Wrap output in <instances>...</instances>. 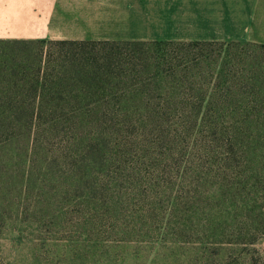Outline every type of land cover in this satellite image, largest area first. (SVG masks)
Instances as JSON below:
<instances>
[{"label": "rangeland", "instance_id": "374dc122", "mask_svg": "<svg viewBox=\"0 0 264 264\" xmlns=\"http://www.w3.org/2000/svg\"><path fill=\"white\" fill-rule=\"evenodd\" d=\"M46 41L0 40V264H264V84L240 81L264 50L232 48L227 101L182 69L177 89L40 117L24 90Z\"/></svg>", "mask_w": 264, "mask_h": 264}, {"label": "crops", "instance_id": "0c3cea01", "mask_svg": "<svg viewBox=\"0 0 264 264\" xmlns=\"http://www.w3.org/2000/svg\"><path fill=\"white\" fill-rule=\"evenodd\" d=\"M0 40L264 45V0H0Z\"/></svg>", "mask_w": 264, "mask_h": 264}, {"label": "trees", "instance_id": "16d2710c", "mask_svg": "<svg viewBox=\"0 0 264 264\" xmlns=\"http://www.w3.org/2000/svg\"><path fill=\"white\" fill-rule=\"evenodd\" d=\"M34 41L44 45L48 43L46 40ZM55 43L59 49L54 55L46 53L45 57L41 54V59L37 57L39 67L35 76L29 78L30 81L35 82L34 88L24 90L31 94L33 101L40 102V107L35 108L40 117L46 112L57 113L58 106L62 107L61 110L64 112H68L64 108V103L70 107L71 113L78 115L83 110L89 111L92 107L97 109L99 105L111 101L120 91L123 92L127 88L134 87V92L143 94L145 86H162L168 77L174 79L173 83L177 85L174 89H177L181 82L178 71L182 69H184V78L188 80L195 78L209 80L212 84L210 99L227 101L231 93L223 92V85L228 82L234 83L239 74L236 72L234 75L231 70L238 60L233 55L232 48L239 45H255L264 50V45L219 41H56ZM124 45L134 46L136 49L133 53L130 51V54H127L119 49ZM201 46L221 48L219 51L202 50L196 53L195 50ZM203 64L210 68L209 73L205 75L198 72V75L196 73L194 75L191 72ZM245 74L240 81L251 82L253 87L264 84L263 71L257 76L252 72ZM132 79L133 82L129 87L118 89L119 84ZM25 80L27 79H21V81ZM195 110L201 112L202 104ZM35 113L33 109L31 118H35Z\"/></svg>", "mask_w": 264, "mask_h": 264}]
</instances>
